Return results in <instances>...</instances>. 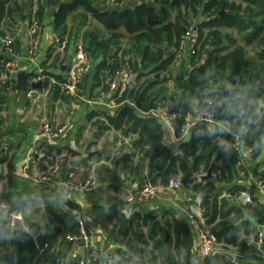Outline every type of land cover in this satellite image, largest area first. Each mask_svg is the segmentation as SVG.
Segmentation results:
<instances>
[{"label": "trees", "instance_id": "16d2710c", "mask_svg": "<svg viewBox=\"0 0 264 264\" xmlns=\"http://www.w3.org/2000/svg\"><path fill=\"white\" fill-rule=\"evenodd\" d=\"M81 3L109 30L107 36L101 29L91 30L84 41L89 57L101 56L95 76L105 80L111 68L130 72L129 65L137 70L134 82L119 98H128L130 102L121 104L114 113H97L104 116L105 128H118L125 135L137 133L134 147L148 148L163 180L171 174H181L183 182L190 184L200 196L205 225L221 245L203 264H261L264 261V200L255 186L233 181L241 153L233 142L234 135H238L241 144L251 148L253 155L261 152L264 143V49L261 50L264 48V0H152L133 8L102 11L92 6V0L71 3L63 0L55 14L57 30L63 29L69 12ZM190 14L205 17L196 23L200 39L206 35L202 47L208 40L215 47L198 67L190 70L184 86L199 94L202 92L200 96L206 97V102L211 101L208 108L215 112V119L196 121L189 130V138L174 149L164 141V123L152 111L168 89L176 51L182 35L192 24ZM118 28H124L126 34L115 32ZM234 31L241 34L244 44L233 36ZM125 35H129V42L123 48L120 37ZM255 40L259 43L256 46L259 64H255L246 49ZM200 51L201 48L197 55ZM212 67L215 81L221 85L206 93L209 83L200 74L205 75ZM48 83L47 79L45 86ZM173 110L175 132L181 135L186 128L189 105L183 102ZM4 158L0 157V162ZM213 162L214 178L201 180L198 174L207 172ZM217 182L228 185L230 196L219 197L221 186ZM246 190L252 194L250 201L242 197ZM68 207L65 213L50 216L46 224L29 218L27 227L18 228L12 226L10 214H1L0 264H103L91 259L89 253L83 259L74 241L66 239L83 215L82 207L73 201L69 200ZM74 210L77 212L71 213ZM108 218L113 222L111 232L115 240L121 235L129 239L133 233L141 244L133 249L139 251L137 254L122 246L113 248L111 264H194L193 242L187 226L176 222L172 230V223L165 218L149 214L132 218L116 209L109 211ZM3 232L5 241L1 240ZM260 233L263 242L258 247L251 239ZM151 240L152 249L146 252L154 260L146 263L141 253Z\"/></svg>", "mask_w": 264, "mask_h": 264}, {"label": "crops", "instance_id": "0c3cea01", "mask_svg": "<svg viewBox=\"0 0 264 264\" xmlns=\"http://www.w3.org/2000/svg\"><path fill=\"white\" fill-rule=\"evenodd\" d=\"M68 1L71 3L73 0ZM62 2L63 0H0V93L3 97V102L0 103V157H5L0 162L3 170L0 182L4 181L8 193L11 192L9 196L13 195V205L8 208L9 212L21 220L19 203L22 202L24 208H29L31 217L37 209L50 216L52 213L61 215L67 211L65 207L69 210V200L73 201L82 207L81 216L94 242L99 244L102 254L111 253L118 246L127 249L123 241L126 237L121 235L117 240L113 238V222L108 218L111 209L132 218L148 214L162 217L172 223V230L176 222L189 228L194 258L197 238L195 224L206 226L200 196L190 184L183 182L181 174H171L163 180L148 154V148L134 147L137 133L125 135L118 128H105L102 123L104 116L97 115L99 111L114 113L121 104L130 102L128 98L119 99L123 93L120 91V69L112 72L111 68L105 80L97 78L95 72L101 56L89 57L88 53L89 69L83 78L82 90L70 94L64 88L62 80L66 79L72 60L80 48L86 49L84 41L87 33L95 29H101L105 33L109 30L82 3L69 12L62 25L63 29L57 30L54 25L55 14ZM123 2L108 5L105 1L92 0V6L100 11L133 8L143 0H135L129 5L127 0ZM33 17L41 21L36 33L39 50L35 56L29 52V27ZM204 18L203 15L197 16L194 27ZM115 32L125 33V30L118 28ZM3 37L12 38L18 50L17 56L12 59L11 86L3 82V68L11 59L2 43ZM128 42L129 40L122 41L121 46ZM239 42L244 44L241 38ZM183 44L185 47L186 42ZM184 52V57L188 59L186 63H181L185 64L184 68L180 62L172 65L182 70L176 73L171 67L168 89L162 95L158 107L152 111L164 123V141L174 149L189 138V130L196 121L201 120L200 113L206 100V97L200 96L201 90L199 94L184 86L192 69L189 52L186 48ZM108 58L111 59V56ZM129 68L131 73L137 74V70H133L130 65ZM23 70L28 74L26 90L16 87L17 75ZM47 79L49 83L45 86ZM220 85L221 83H209L204 92L211 93ZM183 102L189 105L185 126L187 129L177 135L172 122L173 108ZM188 123L193 124L189 129ZM46 124L51 126L52 132L46 131ZM58 130L60 134L53 136V131ZM238 148L241 153L237 162L236 179L233 181L244 186H255L264 200V193L256 184L259 180L264 182V143L258 155H253L252 149L241 143ZM55 162L61 163V169L57 173L51 170ZM206 173L198 174L199 178L203 180L201 176ZM70 175L75 179L91 177L93 188L76 191L74 197L78 199L72 197L75 192L67 191L61 183L63 178ZM209 178H214L213 172ZM171 180L178 181V186H172ZM147 181L157 187V196L145 202L129 200ZM217 184L221 186L219 197L230 196L225 182ZM72 212L75 214L77 210ZM22 213L26 215L25 212ZM76 230L74 228L71 233ZM167 236L169 237V233ZM258 239L259 236H254L251 241L256 244ZM73 243L77 247L81 244L80 241Z\"/></svg>", "mask_w": 264, "mask_h": 264}, {"label": "built area", "instance_id": "2783aa9c", "mask_svg": "<svg viewBox=\"0 0 264 264\" xmlns=\"http://www.w3.org/2000/svg\"><path fill=\"white\" fill-rule=\"evenodd\" d=\"M113 5L117 3L118 0H110ZM41 25V21L37 17H33L31 20V24L29 27V37H30V54L32 56H35L39 50V41L37 39L36 33L37 30L39 29ZM192 29V28H190ZM189 29V30H190ZM184 41V39H183ZM2 43L11 57L10 60L7 61L4 69V75H3V82L6 83L7 85L11 86L13 84L12 78H11V69L13 68V62L12 59H15L17 56V48L15 45V42L12 38L10 37H3L2 38ZM182 45V44H181ZM88 52L84 48H80L77 52V55L75 58L72 60V63L69 68V72L66 76V79L63 81V86L64 88L70 92V94H76L78 91L79 84L82 80V78L87 74L88 72ZM119 78L121 81V88L120 91L124 92L130 82H134L135 78L131 77L125 69H121L119 72ZM121 76V77H120ZM211 104V101L205 100V106L201 110L200 117L201 119H208V120H214L215 119V112L210 110L208 108V105ZM189 119V117H188ZM193 124L188 123V129L190 126ZM46 131H51L52 128L51 126L46 124ZM187 129V127H186ZM60 131H53V136L54 135H59ZM240 138L238 135H234V142L233 144L236 147L240 146ZM60 162H55L54 166L51 168L52 172L57 173L60 171ZM93 180L92 179H87L85 181H78L75 179L72 175L68 176L67 178L62 179V185L64 188L69 191V192H76L79 190H90L92 189L93 186ZM179 182L171 180V185L172 186H178ZM257 186L258 189L262 190L264 193V182L259 180L257 181ZM158 194V189L157 187L150 181H147L144 186L133 196L129 197V200L132 201H139V202H145L148 199L155 198ZM242 197L245 201H250L252 199V194L250 191H243ZM79 223L81 224V228H78L79 234L71 233L69 236H71V240L75 241V237L78 239V241H81V239H84V243L86 247L91 248V259L93 260H99L103 264H111L113 261V254L108 252V253H101V249L98 243H95L93 238L91 237L88 228L85 224V220L82 217H79ZM195 229L197 231V238H196V245L194 246L195 248V258L198 260H204L209 254L213 253L215 251V248L217 245H220V243L216 240L215 236L213 233L206 227L202 226L199 223L195 224ZM75 236V237H74ZM263 242V236L262 233L259 235V239L256 242V245L258 247L261 246ZM201 261V262H202ZM201 262H198V264H201Z\"/></svg>", "mask_w": 264, "mask_h": 264}, {"label": "rangeland", "instance_id": "374dc122", "mask_svg": "<svg viewBox=\"0 0 264 264\" xmlns=\"http://www.w3.org/2000/svg\"><path fill=\"white\" fill-rule=\"evenodd\" d=\"M100 1H102V2H104L105 1V3H107L108 5L109 4H112L111 3V1L110 0H100ZM123 2V3H125V1L126 0H118L117 1V3L116 4H118V2ZM134 1L135 0H133V1H131V0H127V4L129 5L130 3H134ZM139 1H141V0H139ZM143 1H152V0H143ZM191 11V10H190ZM190 16V20H191V22H192V24H191V26H189L188 27V30H186V32L182 35V40H181V44L182 45H180V47H179V49H178V51H176V55H175V59H174V64L176 65V63H179L180 62V64L181 63H186L187 62V60H186V58L184 57V51H185V48H186V50L189 52L188 54H189V57L191 58V63H192V69H194V68H196V67H198L199 65H200V63L206 58V56H208V51H210L211 50V48L213 49L214 47H215V45H214V43L210 40H208V42L206 43V45H205V47H202V45H203V41H204V39H205V37H206V35L204 36V38H202V39H200V32H199V29H198V26L197 25H195V27H194V22H195V19H196V17L194 16V15H192V14H190L189 15ZM190 28H192V29H190ZM190 29V30H189ZM104 32V31H103ZM119 33V32H118ZM125 33H126V31H125ZM105 36H107V35H109L108 33H103ZM206 34H207V31H206ZM233 36L238 40V41H240V38H241V34H238L237 32H233ZM183 39H184V41L186 42V45H185V47H184V41H183ZM129 40V35H125L124 37H122V38H120V44H122V41H128ZM225 43H226V41H225ZM242 43V42H241ZM255 43V44H254ZM254 43H252V44H250V45H247V52H248V55L250 56V57H252V59H253V61L255 62V64H259L260 63V59L257 57V55H256V52H257V50H256V46L257 45H259V43H258V41L257 40H255V42ZM123 47H125V46H123ZM211 47V48H210ZM201 48V51H200V54L199 55H197L198 53H199V49ZM264 48H261V50H263ZM195 55V56H194ZM254 58L256 59V60H254ZM194 62V63H193ZM182 65V64H181ZM185 65V64H184ZM184 65H182L183 66V68H184ZM120 69V68H119ZM172 69H175V71H176V73H178V72H180L181 70L176 66V67H174V66H172ZM213 67L211 68V69H208V71H207V73L205 74V75H202V74H200V77H205L206 79H207V83H212V84H216V83H221L220 81H215V77L213 76ZM118 70V69H117ZM121 70V69H120ZM119 70V71H120ZM126 70V69H125ZM118 71V72H119ZM112 72H114V69H112ZM126 72L131 76V77H136V75H134V73H131V72H129L128 70H126ZM163 75L164 74H161V77H163ZM121 77V76H120ZM84 78V77H83ZM83 78H82V80H81V82H80V84H79V87H78V91H77V93L79 92V91H81L82 89H81V85H82V83H83ZM226 81V80H225ZM3 173V170H2V167L0 166V173ZM76 179L78 180V181H85V180H87V179H92L91 177H87V178H79V177H76ZM93 180V179H92ZM61 183H62V180H61ZM40 187H41V185H40ZM40 187H38V188H40ZM92 188H93V186H92ZM84 189H82V190H79V191H83ZM77 192H75L74 194H73V196L72 197H74V195L76 194ZM80 193V192H79ZM11 194V192H9L8 193V189H7V185L4 183V181H1L0 182V215L1 214H7V215H9L10 214V216H12L11 215V212H9V207H11L12 205H13V195H11V196H9ZM74 198H76V197H74ZM22 199V198H21ZM76 199H78V198H76ZM21 206V208L19 209L20 210V217H21V225H24V226H28V219L30 218V220H32V218L35 220V221H38V222H40V223H44V224H46L47 223V221L46 220H48L49 219V214L48 213H46V212H42V211H39V209H37L38 211H35V212H33L32 214H33V216L31 217V215L29 214L30 212H29V208H24V206L22 205V202L21 203H19ZM87 206V204L85 203L84 204V207H86ZM45 207H46V205H45ZM66 208V210L68 211V208L67 207H65ZM61 210V212H62V209H60ZM22 212H25L27 215H28V218H26L25 217V215H24V213H22ZM71 213H73L72 211H71ZM18 215V214H17ZM52 215H53V213H52ZM13 217V216H12ZM80 217H82V216H80ZM78 221H79V219H78ZM12 222V221H11ZM81 224L78 222V224H77V226H75V228L76 229H78V228H81V226H80ZM13 226V225H12ZM147 231H146V229H145V236H147V233H146ZM71 234V233H70ZM5 233L3 232V234H2V236H1V240H3V241H5ZM71 238V236H69V234H67L66 235V239L67 240H69V241H73V240H71L70 238ZM75 237V236H74ZM75 239V242L76 241H78V239L75 237L74 238ZM128 240V241H127ZM123 241H124V243H125V246H126V248L128 249V251L129 252H131V253H134V254H137L139 251H135V250H133V249H135L136 247H138V245H141L140 243H139V241L135 238V235L133 234V233H131V236L129 237V239H123ZM81 244L80 245H85V243H84V239H81ZM257 242V241H256ZM79 245V246H80ZM6 246H9V243L7 242L6 243ZM76 246V245H75ZM221 245H217L216 246V248H215V250L218 248V247H220ZM85 247H86V245H85ZM78 249V248H77ZM144 249H146V250H143L142 251V253H141V256H142V258H143V260L146 262V263H148V262H150L151 261V263H152V261L154 260V259H152V257H151V255H150V253H148V252H146V251H150L151 249H152V240L149 242V244H146V246L144 247ZM77 251V250H76ZM224 251H226V250H224ZM86 253H89V255H90V257H91V248L90 247H86ZM228 254H229V252H227ZM87 255V254H86ZM138 256H139V254H138ZM206 259V258H205ZM204 259V260H205ZM157 260H160V259H157ZM204 260L202 261L201 259L200 260H198V262H201V264H203V262H204ZM193 262H194V264H198V262H197V258H193Z\"/></svg>", "mask_w": 264, "mask_h": 264}, {"label": "water", "instance_id": "95a60500", "mask_svg": "<svg viewBox=\"0 0 264 264\" xmlns=\"http://www.w3.org/2000/svg\"><path fill=\"white\" fill-rule=\"evenodd\" d=\"M222 12H224V11H222ZM17 76H18V80H17L16 87L18 89H21V90H26L28 88V74H27V72L24 71V70L20 71ZM213 166H214V162L211 164V166L208 169L207 173L203 174L201 176V178L203 180L208 179L212 175ZM13 226L16 227V228L21 226V220H20V218L18 216H14L13 217ZM75 233L78 235L79 234L78 230H76ZM166 233L168 235L169 231L166 230ZM77 253H80L82 258L84 259L85 256H86V247H85V245H83V244L80 245L78 247V249H77Z\"/></svg>", "mask_w": 264, "mask_h": 264}]
</instances>
